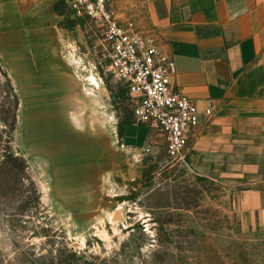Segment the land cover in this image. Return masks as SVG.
<instances>
[{
  "label": "rangeland",
  "instance_id": "374dc122",
  "mask_svg": "<svg viewBox=\"0 0 264 264\" xmlns=\"http://www.w3.org/2000/svg\"><path fill=\"white\" fill-rule=\"evenodd\" d=\"M107 66L98 24L63 0H0V264H264V224L233 205L264 194V140L229 175L145 125L126 132L145 145L124 142Z\"/></svg>",
  "mask_w": 264,
  "mask_h": 264
},
{
  "label": "crops",
  "instance_id": "0c3cea01",
  "mask_svg": "<svg viewBox=\"0 0 264 264\" xmlns=\"http://www.w3.org/2000/svg\"><path fill=\"white\" fill-rule=\"evenodd\" d=\"M110 6L173 60L171 88L201 110L211 107L210 121L186 150L193 166L227 175L254 170L234 161L264 140V0H111ZM130 125L139 124L124 126L122 140L145 145L148 128L145 137H128ZM233 205L245 225L264 224L260 191L236 193Z\"/></svg>",
  "mask_w": 264,
  "mask_h": 264
},
{
  "label": "built area",
  "instance_id": "2783aa9c",
  "mask_svg": "<svg viewBox=\"0 0 264 264\" xmlns=\"http://www.w3.org/2000/svg\"><path fill=\"white\" fill-rule=\"evenodd\" d=\"M63 1L75 14L89 18L101 29L108 71L126 89L134 122L157 130L168 154L182 160L201 126L210 121L211 107L201 110L171 88L173 60L132 20L121 21L111 9V0Z\"/></svg>",
  "mask_w": 264,
  "mask_h": 264
},
{
  "label": "bare ground",
  "instance_id": "6f19581e",
  "mask_svg": "<svg viewBox=\"0 0 264 264\" xmlns=\"http://www.w3.org/2000/svg\"><path fill=\"white\" fill-rule=\"evenodd\" d=\"M90 84L92 87L94 88H98L99 87V84L97 83V81L94 79V78H90Z\"/></svg>",
  "mask_w": 264,
  "mask_h": 264
},
{
  "label": "trees",
  "instance_id": "16d2710c",
  "mask_svg": "<svg viewBox=\"0 0 264 264\" xmlns=\"http://www.w3.org/2000/svg\"><path fill=\"white\" fill-rule=\"evenodd\" d=\"M128 124H130L129 122H126L125 124H124V126H126V125H128Z\"/></svg>",
  "mask_w": 264,
  "mask_h": 264
}]
</instances>
